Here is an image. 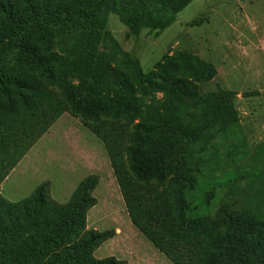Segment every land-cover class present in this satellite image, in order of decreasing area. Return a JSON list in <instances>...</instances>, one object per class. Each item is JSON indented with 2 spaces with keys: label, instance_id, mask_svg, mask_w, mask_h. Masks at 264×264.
Here are the masks:
<instances>
[{
  "label": "trees",
  "instance_id": "16d2710c",
  "mask_svg": "<svg viewBox=\"0 0 264 264\" xmlns=\"http://www.w3.org/2000/svg\"><path fill=\"white\" fill-rule=\"evenodd\" d=\"M189 4L0 0V188L68 114L104 145L133 227L172 264H264V220H252L250 234L220 233L205 217L216 190L262 175L248 151L232 145L244 143L237 95H202L187 76L199 67L191 55H166L144 73L99 52L108 14L136 35L163 33ZM147 88L164 95V115L136 97ZM98 186V177L84 179L66 204L53 200L48 182L17 203L0 192V264H126L95 256L115 236L88 229Z\"/></svg>",
  "mask_w": 264,
  "mask_h": 264
},
{
  "label": "rangeland",
  "instance_id": "374dc122",
  "mask_svg": "<svg viewBox=\"0 0 264 264\" xmlns=\"http://www.w3.org/2000/svg\"><path fill=\"white\" fill-rule=\"evenodd\" d=\"M102 34L99 52L111 55L121 69L125 62H137L149 73L166 55H191L199 67H191L187 76L202 95H237L234 114L241 125L238 138L244 143L233 140L225 144L246 149L247 161L262 175L248 178L236 188L216 190L205 217L217 232L233 228L250 234L252 220H264V0H190L163 33L143 30L136 35L117 13H110ZM198 68L206 81L197 79ZM69 83L77 85L78 80L72 77ZM136 97L145 109L165 114L162 93L147 88L144 93L137 90ZM180 111L176 108L173 113L179 115ZM190 113H197L193 117L199 119L202 110ZM91 176L99 178L94 193L98 204L88 214V229L115 232L96 251V258L114 257L126 264H172L133 227L104 145L68 114L22 160L0 192L7 201L17 203L48 182L53 200L66 204L78 185Z\"/></svg>",
  "mask_w": 264,
  "mask_h": 264
}]
</instances>
